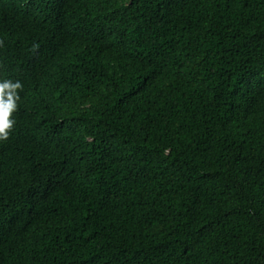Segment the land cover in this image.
Returning a JSON list of instances; mask_svg holds the SVG:
<instances>
[{"label": "trees", "instance_id": "16d2710c", "mask_svg": "<svg viewBox=\"0 0 264 264\" xmlns=\"http://www.w3.org/2000/svg\"><path fill=\"white\" fill-rule=\"evenodd\" d=\"M0 264H264V0H0Z\"/></svg>", "mask_w": 264, "mask_h": 264}, {"label": "clouds", "instance_id": "9594fccd", "mask_svg": "<svg viewBox=\"0 0 264 264\" xmlns=\"http://www.w3.org/2000/svg\"><path fill=\"white\" fill-rule=\"evenodd\" d=\"M22 88L19 80L0 79V141L9 137L14 127L13 112L17 109L18 91Z\"/></svg>", "mask_w": 264, "mask_h": 264}]
</instances>
